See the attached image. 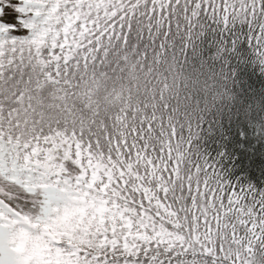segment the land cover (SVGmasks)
Wrapping results in <instances>:
<instances>
[{
    "label": "snow or ice",
    "instance_id": "1",
    "mask_svg": "<svg viewBox=\"0 0 264 264\" xmlns=\"http://www.w3.org/2000/svg\"><path fill=\"white\" fill-rule=\"evenodd\" d=\"M208 19L264 66V0H0V264H264V92L189 81L166 50ZM138 21L152 56L127 51ZM198 87L224 109L215 159L169 103Z\"/></svg>",
    "mask_w": 264,
    "mask_h": 264
},
{
    "label": "trees",
    "instance_id": "2",
    "mask_svg": "<svg viewBox=\"0 0 264 264\" xmlns=\"http://www.w3.org/2000/svg\"><path fill=\"white\" fill-rule=\"evenodd\" d=\"M235 40V29L231 32L225 31L214 25L211 19L205 20L196 35L189 37L186 32H173L167 37V53L170 60L176 61L177 68L189 81H197L201 85L215 83L227 79L229 90L233 85L239 88L241 81L237 79L244 73L243 82L248 84V75H252L255 84L249 88L250 93L264 92V66L255 62L254 52L251 46L243 39L239 44L233 46ZM165 42L163 36H150L147 24L138 21L128 33L127 51L132 54L147 52L149 56L159 51L160 44ZM259 78V79H257ZM187 95V103L183 97ZM207 92L203 87L189 88L181 93V99L169 101L173 108L183 107L189 116L201 125L199 136V147L202 151L216 158L219 155L217 149H221L218 139L214 136L223 134L225 124L224 109L206 106ZM232 117L229 115L227 123L230 124ZM237 147L243 148V145ZM264 155V154H262ZM238 156V154H237ZM219 161L221 167L228 172L229 178L239 180L243 183L257 181L248 172H239V166L235 164L236 156ZM250 163V161H249ZM256 177L264 185V176L256 170Z\"/></svg>",
    "mask_w": 264,
    "mask_h": 264
},
{
    "label": "clouds",
    "instance_id": "3",
    "mask_svg": "<svg viewBox=\"0 0 264 264\" xmlns=\"http://www.w3.org/2000/svg\"><path fill=\"white\" fill-rule=\"evenodd\" d=\"M26 241H27V246L24 249V254L25 255H27V254H29L31 252V245H32V242H33L31 238H26ZM22 247H24V246L22 245Z\"/></svg>",
    "mask_w": 264,
    "mask_h": 264
}]
</instances>
